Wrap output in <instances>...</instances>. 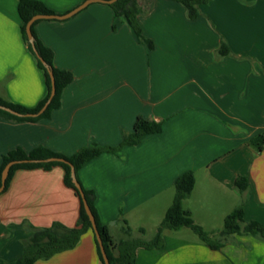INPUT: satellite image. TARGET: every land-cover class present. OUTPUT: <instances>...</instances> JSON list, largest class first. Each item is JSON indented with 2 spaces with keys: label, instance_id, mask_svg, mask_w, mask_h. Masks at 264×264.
<instances>
[{
  "label": "crops",
  "instance_id": "1",
  "mask_svg": "<svg viewBox=\"0 0 264 264\" xmlns=\"http://www.w3.org/2000/svg\"><path fill=\"white\" fill-rule=\"evenodd\" d=\"M41 1L67 14L88 0ZM19 2L0 0V96L34 108L48 86L24 39ZM137 3L144 39L107 2H90L64 19H40L38 37L54 51L55 66L74 79L49 118L0 115V165L16 147L43 145L67 156L95 143L118 148L143 116L162 123V131L104 152L78 171L116 243L151 239L174 200L177 178L188 171L196 183L183 205L206 230L217 235L241 200L246 220L264 223V147L247 143L264 131V0H211L196 18L174 0ZM223 44L228 54L220 53ZM64 176L60 166L15 172L0 194V264L22 253L25 221L79 226L80 199ZM240 176L249 179L244 193L236 186ZM35 264L103 262L88 229L75 247ZM134 264H264V239L234 234L212 248L183 228L165 229L163 245L138 247Z\"/></svg>",
  "mask_w": 264,
  "mask_h": 264
},
{
  "label": "trees",
  "instance_id": "2",
  "mask_svg": "<svg viewBox=\"0 0 264 264\" xmlns=\"http://www.w3.org/2000/svg\"><path fill=\"white\" fill-rule=\"evenodd\" d=\"M182 3L186 6L188 15L190 18H196L198 16L199 6L203 3H208L211 0H174ZM114 10L116 17H124L128 23L132 26L136 34L140 39H144L142 34V28L138 22L137 16L140 12L137 0H117L110 4ZM18 11L23 21L22 33L26 40L29 49L35 54L38 65L44 70L46 76V82L48 86L47 96L34 108H28L20 104H16L6 98L0 96V104L13 108L22 113L38 112L50 97L52 90V79L48 69L42 63L40 58L36 55L32 44L29 41L27 34V24L29 20L36 14H55L41 0H20L18 5ZM40 21L37 20L32 26V32L35 36V46L38 54L52 67L56 82V94L53 97L51 103L44 113L37 117H24L12 114L6 110L0 108V115L11 120L16 121H37L43 118L51 117L52 112L58 109L62 104V93L64 89L73 81L74 74L67 69L56 67L54 64V51L45 45L42 40L38 37L35 25ZM230 51L228 45L223 44L220 48V53L225 55ZM163 129V125L160 122L139 116L135 122L134 130L127 134L122 144L116 147L102 146L99 144H92L84 147L74 153L73 155L67 156L58 151H55L47 146H37L30 151H26L23 147H16L11 149L3 156L2 163L0 165V186L1 176L4 167L8 162L12 160H24V159H47L50 157H62L71 162L77 172V177L80 183L81 180L78 176V171L85 166L90 160L99 156L104 152H116L124 145H135L140 143L146 135L160 133ZM247 143L256 148L261 149L264 147V131L252 136ZM55 166H60L65 171L64 181L66 185L74 189L76 195L80 199L81 209L79 226L70 228L62 223L54 222L48 227H36L32 224H28L25 221L23 224L28 228L29 234L24 241V249L20 256L7 262V264H35L38 260L49 259L57 253L71 249L77 245L82 234L88 229H93L92 223L89 216L86 213L84 202L80 194L79 189L76 187L71 176V165L67 162L62 161H51V162H24L18 163L12 166L7 183L6 191L10 185V182L19 169H35L43 168L50 170ZM196 183V177L193 171H188L179 176L175 182V197L168 208L166 215L158 227L155 235L146 240L144 238H130L120 243H116L112 236L110 229L102 224L98 210L95 205V194L91 189L86 188L83 184V190L88 200L90 207L96 217L98 230L100 232L103 245L110 259L111 264H134L135 251L138 247H161L163 245L164 230H179L183 227L191 228L198 237L208 243L212 248H217L223 242L234 234L251 233L264 239V223L257 220H246L245 218V200H241L240 203L230 212L224 221L223 229L215 235L214 232L206 230L202 225L196 223L192 218V214L188 209L184 208L183 201L189 197L194 189ZM236 186L238 190L244 193L249 186V179L246 176H240L236 180ZM143 231V229H142ZM95 232V231H94ZM127 232L130 234L131 230L128 228ZM98 246V253L103 264H105L99 242L96 237ZM119 249V254H115V249Z\"/></svg>",
  "mask_w": 264,
  "mask_h": 264
},
{
  "label": "water",
  "instance_id": "3",
  "mask_svg": "<svg viewBox=\"0 0 264 264\" xmlns=\"http://www.w3.org/2000/svg\"><path fill=\"white\" fill-rule=\"evenodd\" d=\"M94 1H99V2H107V3H114L117 0H88L86 1L84 4H82L81 6H79L78 8L72 10L71 12L67 13V14H36L34 15L28 22L27 24V34H28V38L30 43L32 44L36 55L40 58V60L42 61V63L45 65V67L48 69L51 79H52V90H51V94L49 99L47 100V102L44 104V106L38 111V112H29V113H22L19 112L17 110H14L11 107L5 106L0 104V108L3 110H6L12 114L18 115V116H24V117H37L39 115H41L42 113H44L46 111V109L48 108L49 104L51 103L53 97L56 94V82H55V77H54V72L52 67L38 54L37 50H36V46H35V36L32 32V26L34 24L35 21L39 20V19H64L67 17L72 16L73 14H75L76 12H78L80 9H82L83 7H85L86 5H88L90 2H94ZM51 161H62V162H67L71 165V176H72V180L74 182V184L76 185V187L79 189L80 194L82 196L83 202H84V206L86 209V213L89 216V219L92 223L93 229L95 231L97 240L99 242L100 248H101V252L103 255V259L105 264H111L110 263V259L107 255V252L105 250V247L103 245V241L100 235V232L98 230V225H97V221H96V217L92 211V208L90 207V204L88 202V200L86 199L82 184L80 183V181L78 180L77 177V172L76 169L74 167V165L69 162L68 160H66L65 158L62 157H50L47 159H24V160H12L10 162L7 163V165L4 167L3 171H2V176H1V186H0V194H2L6 188V183H7V179L10 173V170L12 168L13 165L18 164V163H24V162H51Z\"/></svg>",
  "mask_w": 264,
  "mask_h": 264
},
{
  "label": "rangeland",
  "instance_id": "4",
  "mask_svg": "<svg viewBox=\"0 0 264 264\" xmlns=\"http://www.w3.org/2000/svg\"><path fill=\"white\" fill-rule=\"evenodd\" d=\"M223 226H222V229H223V227H224V223L222 224ZM183 230L184 231H186V232H188L189 234H191V235H196V236H198L191 228H189V227H183Z\"/></svg>",
  "mask_w": 264,
  "mask_h": 264
}]
</instances>
